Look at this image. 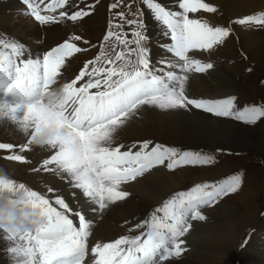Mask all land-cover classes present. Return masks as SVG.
Returning a JSON list of instances; mask_svg holds the SVG:
<instances>
[{"label":"snow or ice","instance_id":"6c2138e0","mask_svg":"<svg viewBox=\"0 0 264 264\" xmlns=\"http://www.w3.org/2000/svg\"><path fill=\"white\" fill-rule=\"evenodd\" d=\"M22 2L26 14L40 25L79 22L96 8V3L88 0ZM138 4L150 10L168 40L163 44L168 58L158 61L159 68L152 64L144 12L126 0L110 5L114 16L103 41H113L111 53L101 43L99 54L86 60L67 82L62 70L71 63L69 58L87 50L78 42L88 45L89 40L69 35L45 50L42 57L32 58L25 44L0 36V116L17 125L26 138L20 143L0 141L3 159L29 164L32 137L49 122L68 128L75 136V141L64 137L48 141L47 154L31 168L34 173L42 171L66 180L65 191L73 196L72 203L55 185L39 192L13 178L0 177V189L18 186L25 190V198L14 204L38 206L45 221L30 233L13 228L3 231L11 242L6 251L18 258L15 264H170L186 251L192 221L206 220L202 209L241 186L239 175L213 183L193 181L128 229L138 234L107 240L92 236L93 218L130 196L126 184L158 166L173 170L214 164L215 156L202 151L182 150L150 139L119 142V131L133 118H142L149 109L172 113L195 109L245 125L264 123V104L240 107L235 95L197 98L187 88L191 74L214 68L204 57L224 44L236 26L264 29V10L217 24L205 18V14L218 12L211 0H176L177 10L159 0H138ZM52 86L63 89L59 103L48 107L24 103L26 97L40 95ZM81 198L83 203H77ZM246 243L244 240L241 246Z\"/></svg>","mask_w":264,"mask_h":264},{"label":"bare ground","instance_id":"6f19581e","mask_svg":"<svg viewBox=\"0 0 264 264\" xmlns=\"http://www.w3.org/2000/svg\"><path fill=\"white\" fill-rule=\"evenodd\" d=\"M88 2L93 3L91 0ZM159 2L168 8L177 10L176 0H159ZM211 2L217 6L218 12L205 14V18L217 24H223L221 19L223 16L218 17L217 14L223 13L224 15V10L231 17H227L228 22L238 16L264 10V0H211ZM146 9L143 19L149 36L150 55L153 66L159 68L160 65L157 62L161 58H168V54L163 48V44L168 40L163 35V26L154 19L150 10ZM106 10L107 6L96 3L95 11L89 17L74 23L96 25L95 23L100 22V18ZM26 13L27 9L22 4V0H0V36L16 39L25 44L32 58L41 57L45 50L62 42L66 37L63 24L71 21L40 25ZM263 56L264 29L256 26H237L234 28L233 35L224 44L210 54H206L204 58L213 62L214 68L206 73L191 74L187 84L188 91L197 98L204 96L223 98L226 94H233L237 97V104L240 107L264 104V101L250 98L244 89V83L242 84L240 80L243 60L247 59L251 62L250 66L253 71L254 69L257 70V67H264L263 64H259ZM69 60L71 63L62 70L65 82L74 78L85 62L81 53L75 54V59L69 58ZM247 95L250 99L247 98ZM141 115L142 118L141 116L133 118L119 131V142L131 143L141 139H150L157 143L167 144L166 146H170L169 144L172 143L182 146L192 145L195 148L225 147L228 151H246L257 154L259 151L260 153L263 152L264 138L261 137L262 132L257 131L252 126L239 127L235 122L231 123L229 118H214L210 114L195 109L190 112L181 110L177 113L149 109ZM25 139L17 125L7 118H0L1 141L20 143ZM47 151L45 147L33 145L27 154L38 166V161L47 154ZM3 168L11 176H14L17 171L14 162L4 164ZM179 173L182 176L184 171ZM174 174V169L169 170L166 165L158 166L142 177H138L136 181L126 184L124 188L129 191L130 196L124 201L110 206L103 215L93 218L92 236L105 238V240L118 238L122 231L121 226H124L125 221L128 222V227L141 221L153 207L159 205L171 191L177 188L179 179ZM40 175L47 186L55 185L65 191L66 180H61L57 176L42 171ZM76 196H79V193H76ZM65 197L69 203H72L73 196L66 191ZM76 202L83 203V200L81 198ZM215 205H218L223 215L235 214L232 206L225 205L219 200ZM205 208L202 211L206 220L192 221L193 231L186 238V251L190 252L188 260L190 259L192 262L200 256L210 254L207 252L212 247L209 241L215 236L214 228L209 224L213 217L206 213L207 209ZM89 217L92 218L93 214L89 213ZM74 222L78 223V220L74 219ZM4 236L5 234L0 230V264H15V260L18 258L6 251L11 242L7 241ZM249 246L252 254L247 255V264H264V236L261 234ZM237 250L238 247L234 245L222 249L226 254L235 258L238 255ZM186 251L184 253L189 254ZM240 259L244 261L242 257ZM188 260L182 254L178 258H172L170 264H186Z\"/></svg>","mask_w":264,"mask_h":264},{"label":"rangeland","instance_id":"374dc122","mask_svg":"<svg viewBox=\"0 0 264 264\" xmlns=\"http://www.w3.org/2000/svg\"><path fill=\"white\" fill-rule=\"evenodd\" d=\"M91 1H96L95 3L97 4L100 3L102 6H107V10L100 18L99 23H95L96 25L91 26L83 23L78 24L73 22H67L63 24L64 31L66 33L65 38H67L69 35L75 34L80 35L83 39L90 41L88 45L78 42L80 47L87 49L85 52L81 53L84 60L92 59L98 55L99 50H101V43H104L105 48L107 47L108 42L103 41V35H105L107 31L109 20L114 16V11L110 5L113 4V2H117V0ZM126 3L133 4L134 7L139 6L143 12L146 9L144 5L138 4V0H126ZM119 10L121 9H117V11ZM123 10L126 11L127 9L125 8ZM28 16L33 18L30 15ZM220 16H223V18H221L223 24H226L228 22L227 19L231 18L225 10L224 15L221 13ZM33 21L37 22L34 20V18ZM242 63L243 65L241 66L243 67V71L240 80L242 81V84L244 83L243 86L246 93L253 100L264 101V67H257L258 71L255 69L252 71L250 66L251 62L249 60L245 59ZM259 64L264 65V56L261 58ZM248 95L247 98L250 99ZM230 120L231 123L235 122V124H238L239 127L252 126L245 125L242 122H238L233 119ZM258 123L252 127H254V129L257 131L262 132L261 137L264 138L263 123ZM169 145L181 149H197V151L213 154L215 156V161L213 165L209 166L198 168L182 166L175 169L174 175L179 179V185L177 188L171 191L165 199L169 198V196L176 191L186 190V187L190 186L193 181L213 183L217 180L226 178L228 175H239L241 177V186L238 188V190L233 194H229L228 196L219 199V201L225 205L232 206L234 208L233 210L235 214L228 216L223 215L218 205L206 206L205 208L207 209L206 213L213 217L210 219L209 224L214 228L215 231V236H213V238L209 241V244L212 245V247L208 249L207 252H210V254L200 256L198 259H195V261L192 262L190 259L188 260L190 252L186 251L189 253H183V256L187 257L188 260L186 264H247V255L252 254L250 252L251 250L249 244L255 242L257 238L261 236V234L264 236V144L263 152L260 153L259 151L258 154L246 151H228L225 149V147L195 148L192 145L182 146L175 144L173 145L172 143ZM219 150L223 151L219 152ZM3 155L4 153H0V174H6L8 177L18 181V183H25L26 186L30 187L34 191H46L47 184L40 175V172L34 173L31 171L33 166H37L33 159L28 157L30 161L29 164L14 162L17 166V171L14 176H11L5 171L3 165L13 161H7L3 159ZM182 171H184V173H182L181 176L179 172ZM128 225L129 224H124V226H121L122 231L120 235L138 234L136 231L129 233L128 229L134 228V226L128 227ZM244 240H247V243L244 246H241ZM231 245L238 247V255H236V258L222 251V249ZM240 257H242L244 261H242Z\"/></svg>","mask_w":264,"mask_h":264},{"label":"clouds","instance_id":"9594fccd","mask_svg":"<svg viewBox=\"0 0 264 264\" xmlns=\"http://www.w3.org/2000/svg\"><path fill=\"white\" fill-rule=\"evenodd\" d=\"M62 93V87L52 86L40 95L26 97L24 103L42 104L44 107H48L59 103ZM55 137H64L70 141H75L74 134L68 128L58 127L55 123L49 122L40 127L39 131L32 137V143L37 147H46L48 141ZM0 177L10 178L6 174H0ZM24 198L25 190L18 186L15 190L0 189V230L13 228L21 233H30L43 225L44 217L41 215L38 206L14 204L15 201Z\"/></svg>","mask_w":264,"mask_h":264}]
</instances>
